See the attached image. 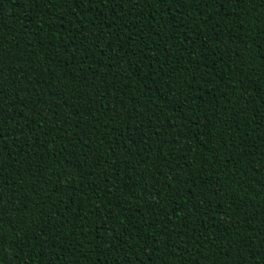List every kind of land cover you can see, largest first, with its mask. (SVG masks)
Here are the masks:
<instances>
[{
    "label": "trees",
    "instance_id": "trees-1",
    "mask_svg": "<svg viewBox=\"0 0 264 264\" xmlns=\"http://www.w3.org/2000/svg\"><path fill=\"white\" fill-rule=\"evenodd\" d=\"M264 0H0V264H264Z\"/></svg>",
    "mask_w": 264,
    "mask_h": 264
},
{
    "label": "snow or ice",
    "instance_id": "snow-or-ice-1",
    "mask_svg": "<svg viewBox=\"0 0 264 264\" xmlns=\"http://www.w3.org/2000/svg\"><path fill=\"white\" fill-rule=\"evenodd\" d=\"M261 23H264V20H262Z\"/></svg>",
    "mask_w": 264,
    "mask_h": 264
}]
</instances>
